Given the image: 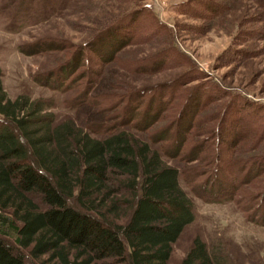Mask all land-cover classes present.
I'll return each mask as SVG.
<instances>
[{"label": "rangeland", "instance_id": "374dc122", "mask_svg": "<svg viewBox=\"0 0 264 264\" xmlns=\"http://www.w3.org/2000/svg\"><path fill=\"white\" fill-rule=\"evenodd\" d=\"M109 28L127 45L106 62ZM0 71L10 98L49 101L95 137L126 129L180 170L195 218L167 264L196 236L232 264H264V0H0Z\"/></svg>", "mask_w": 264, "mask_h": 264}, {"label": "trees", "instance_id": "16d2710c", "mask_svg": "<svg viewBox=\"0 0 264 264\" xmlns=\"http://www.w3.org/2000/svg\"><path fill=\"white\" fill-rule=\"evenodd\" d=\"M113 32L99 34L106 62L127 45ZM69 67L58 74L59 88L74 72ZM1 77L0 71V264H167L172 244L195 218L180 170L126 129L95 137V126L58 120L49 101L10 98ZM216 152L205 162L218 166L224 155ZM212 184L229 186L216 177ZM221 194L219 202L232 200ZM229 253L196 236L179 264H232Z\"/></svg>", "mask_w": 264, "mask_h": 264}]
</instances>
